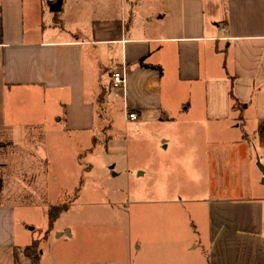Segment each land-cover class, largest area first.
I'll list each match as a JSON object with an SVG mask.
<instances>
[{
  "label": "crops",
  "instance_id": "crops-1",
  "mask_svg": "<svg viewBox=\"0 0 264 264\" xmlns=\"http://www.w3.org/2000/svg\"><path fill=\"white\" fill-rule=\"evenodd\" d=\"M54 2L0 0L3 97L27 92L54 105L61 142L81 143L87 135L94 145V133L112 127L110 109L126 122L155 119L202 131L173 136L177 165L169 170L191 162L192 181L131 201L117 196L122 214L137 210L142 218L130 244L135 253L111 254L118 256L113 263L264 264V172L257 152H264V0H63L51 17ZM123 66L127 82L114 88L110 75ZM20 100L5 99L4 109ZM4 109L2 103L0 264H19V250L34 240L52 243L65 235L79 249L70 264H95L78 231L65 233L58 224L70 204L52 224L49 208L41 211L47 220L42 236L30 233L34 220L23 209L38 204L27 203L31 194L16 200L10 189L27 176L30 184H42L49 156L39 146L47 148L48 133L27 134L25 145L16 118ZM106 141L115 145L112 136ZM165 143L168 149L171 140ZM76 153L80 160L82 152ZM32 160L36 164L24 165ZM42 257L31 262L42 264Z\"/></svg>",
  "mask_w": 264,
  "mask_h": 264
},
{
  "label": "rangeland",
  "instance_id": "rangeland-1",
  "mask_svg": "<svg viewBox=\"0 0 264 264\" xmlns=\"http://www.w3.org/2000/svg\"><path fill=\"white\" fill-rule=\"evenodd\" d=\"M60 11L54 12L51 11V6L48 7L51 17L58 15ZM36 96L21 92L18 95L5 93L3 97V91L0 90L3 109L5 99H21L10 103L4 110H9L11 119L16 118V123L20 126L18 135L22 136L20 139H23L25 145L30 141V138H26L27 134L35 130H47L48 133L47 148L39 146L41 153L45 157L49 156L48 172L42 176V184H30L27 176L23 178L20 188L11 187V197L16 196V200L20 201L29 200L31 197L33 199L27 203L38 204L31 209H23L26 216L34 220L28 224L33 237L42 236L46 225L47 220L41 218V211H47L50 204H59L57 206L60 207L70 204L71 210L60 215L59 226L67 227L65 233H68L69 228L74 232L78 231L77 236L82 244L86 246L88 243L85 251L95 264H114L118 256L115 258L111 254L133 252L130 244L140 234L135 231V227L137 221L142 218L137 217V210L130 212L133 222L126 212L122 214L121 210L116 208L117 196L125 193L118 198L124 197L125 200L131 201L136 195L149 196L162 186L176 187L192 181L194 169L191 162L178 165L179 172L172 170V165H177L173 162L176 157L173 136L190 134L191 130L192 135H200L202 131H194L191 127L184 130L174 128L155 119L138 124L126 122L118 111L110 109L112 127L108 129L103 126V130L96 131L94 145L89 144L91 141H87V135L82 136V144L72 140L61 142L57 118L52 116L56 111L55 106L38 99H30ZM110 136L115 145L110 143L106 147V140ZM169 139L171 144L166 149L165 140ZM38 144L35 140L34 143L31 142L34 147H38ZM90 146L93 148L86 150ZM22 150L25 152L22 153L24 159L31 156L30 149ZM78 151L82 152L80 160L76 157ZM257 152L261 154V164H264V152L259 149ZM34 164L36 161L32 160L25 161L24 165ZM169 166L172 169L169 170ZM36 188L39 190L35 191ZM20 210H17V219L21 217ZM71 239L72 237L65 235L61 240L54 239L52 243V239L49 242L38 240V246L30 250L21 248L19 264H33L31 255L39 252V249L42 251L39 253L40 257L43 256L42 264H70L72 257L79 254V249ZM108 255H111V258Z\"/></svg>",
  "mask_w": 264,
  "mask_h": 264
},
{
  "label": "built area",
  "instance_id": "built-area-1",
  "mask_svg": "<svg viewBox=\"0 0 264 264\" xmlns=\"http://www.w3.org/2000/svg\"><path fill=\"white\" fill-rule=\"evenodd\" d=\"M110 80L112 87L114 88H122L125 86L127 79H126V67L123 66L120 69L112 71L110 75ZM129 116L131 119L136 120L138 115L135 112H130Z\"/></svg>",
  "mask_w": 264,
  "mask_h": 264
},
{
  "label": "trees",
  "instance_id": "trees-1",
  "mask_svg": "<svg viewBox=\"0 0 264 264\" xmlns=\"http://www.w3.org/2000/svg\"><path fill=\"white\" fill-rule=\"evenodd\" d=\"M1 191V190H0ZM68 208V205H66V206H62V207H60V206H57V205H55V206H50L49 207V212H48V215H49V219H50V223L52 224L53 223V221H55L56 220V218L58 217V215L60 214V213H62L63 211H64V209H67ZM38 246V240H34V242L30 245V246H28L27 248H26V250H30L31 248H34V247H37ZM39 253H40V250H39V252H35L34 254H32L31 256H33V261L35 262V260L39 257ZM30 256V255H29Z\"/></svg>",
  "mask_w": 264,
  "mask_h": 264
},
{
  "label": "water",
  "instance_id": "water-1",
  "mask_svg": "<svg viewBox=\"0 0 264 264\" xmlns=\"http://www.w3.org/2000/svg\"><path fill=\"white\" fill-rule=\"evenodd\" d=\"M62 1L63 0H56V2H54L53 4H51V10L54 12H58V10H60L62 8ZM259 167H261V169L264 172V165L259 163Z\"/></svg>",
  "mask_w": 264,
  "mask_h": 264
}]
</instances>
